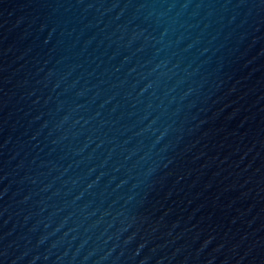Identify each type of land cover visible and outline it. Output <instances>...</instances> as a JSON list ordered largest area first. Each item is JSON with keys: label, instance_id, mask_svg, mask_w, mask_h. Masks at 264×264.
I'll use <instances>...</instances> for the list:
<instances>
[{"label": "water", "instance_id": "1", "mask_svg": "<svg viewBox=\"0 0 264 264\" xmlns=\"http://www.w3.org/2000/svg\"><path fill=\"white\" fill-rule=\"evenodd\" d=\"M0 264H264V0H0Z\"/></svg>", "mask_w": 264, "mask_h": 264}]
</instances>
